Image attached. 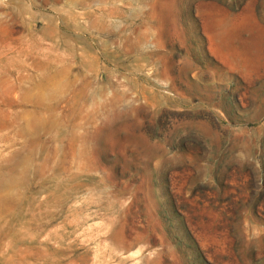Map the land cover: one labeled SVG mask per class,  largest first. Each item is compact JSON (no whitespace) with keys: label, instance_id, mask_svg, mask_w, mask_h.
Wrapping results in <instances>:
<instances>
[{"label":"rangeland","instance_id":"obj_1","mask_svg":"<svg viewBox=\"0 0 264 264\" xmlns=\"http://www.w3.org/2000/svg\"><path fill=\"white\" fill-rule=\"evenodd\" d=\"M0 264H264V0H0Z\"/></svg>","mask_w":264,"mask_h":264},{"label":"bare ground","instance_id":"obj_2","mask_svg":"<svg viewBox=\"0 0 264 264\" xmlns=\"http://www.w3.org/2000/svg\"><path fill=\"white\" fill-rule=\"evenodd\" d=\"M30 125L36 126L40 123L38 119H29Z\"/></svg>","mask_w":264,"mask_h":264}]
</instances>
